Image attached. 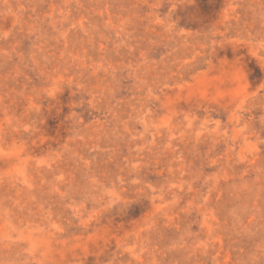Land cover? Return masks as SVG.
<instances>
[{
    "label": "rangeland",
    "instance_id": "374dc122",
    "mask_svg": "<svg viewBox=\"0 0 264 264\" xmlns=\"http://www.w3.org/2000/svg\"><path fill=\"white\" fill-rule=\"evenodd\" d=\"M0 264H264V0H0Z\"/></svg>",
    "mask_w": 264,
    "mask_h": 264
}]
</instances>
